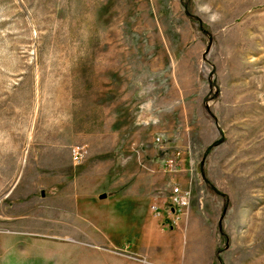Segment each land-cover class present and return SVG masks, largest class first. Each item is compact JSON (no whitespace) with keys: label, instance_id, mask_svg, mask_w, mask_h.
<instances>
[{"label":"rangeland","instance_id":"obj_1","mask_svg":"<svg viewBox=\"0 0 264 264\" xmlns=\"http://www.w3.org/2000/svg\"><path fill=\"white\" fill-rule=\"evenodd\" d=\"M0 264H264V0H0Z\"/></svg>","mask_w":264,"mask_h":264},{"label":"built area","instance_id":"obj_2","mask_svg":"<svg viewBox=\"0 0 264 264\" xmlns=\"http://www.w3.org/2000/svg\"><path fill=\"white\" fill-rule=\"evenodd\" d=\"M87 149L84 148V146L80 147H74L73 148V159L75 160V162H79L82 160V158L84 157V155L86 154ZM180 160L175 157L174 159H172L170 161V163L168 164V169L169 171H177L179 168V164H180ZM172 193L170 196V209H171V214L174 212H178L179 214L183 213V212H187L188 208L190 207V200H191V191L190 190H184L179 184H174L173 187L171 188ZM153 210H155V212L157 214H159L158 212V207L154 206Z\"/></svg>","mask_w":264,"mask_h":264},{"label":"crops","instance_id":"obj_3","mask_svg":"<svg viewBox=\"0 0 264 264\" xmlns=\"http://www.w3.org/2000/svg\"><path fill=\"white\" fill-rule=\"evenodd\" d=\"M181 160H182V166H183V164H185V165L187 164V163H186V162H187V160H186V157H185V156H184V157H182V159H181ZM182 170H183V167H182ZM182 170H181V171H182Z\"/></svg>","mask_w":264,"mask_h":264},{"label":"water","instance_id":"obj_4","mask_svg":"<svg viewBox=\"0 0 264 264\" xmlns=\"http://www.w3.org/2000/svg\"><path fill=\"white\" fill-rule=\"evenodd\" d=\"M106 196H107V194H105V193L101 195V197H106Z\"/></svg>","mask_w":264,"mask_h":264}]
</instances>
